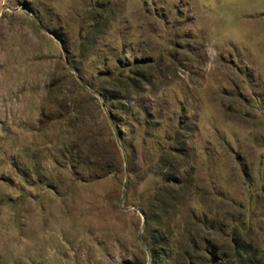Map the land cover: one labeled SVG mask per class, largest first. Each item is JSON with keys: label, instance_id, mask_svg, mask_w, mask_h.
I'll return each mask as SVG.
<instances>
[{"label": "rangeland", "instance_id": "374dc122", "mask_svg": "<svg viewBox=\"0 0 264 264\" xmlns=\"http://www.w3.org/2000/svg\"><path fill=\"white\" fill-rule=\"evenodd\" d=\"M0 264H264V0H0Z\"/></svg>", "mask_w": 264, "mask_h": 264}]
</instances>
